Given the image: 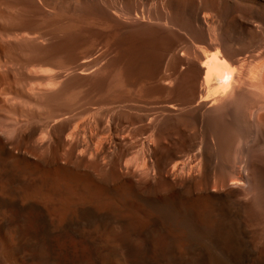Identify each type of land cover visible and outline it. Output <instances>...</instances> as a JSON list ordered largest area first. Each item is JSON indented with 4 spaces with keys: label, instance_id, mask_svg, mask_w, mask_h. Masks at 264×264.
Wrapping results in <instances>:
<instances>
[{
    "label": "bare ground",
    "instance_id": "obj_1",
    "mask_svg": "<svg viewBox=\"0 0 264 264\" xmlns=\"http://www.w3.org/2000/svg\"><path fill=\"white\" fill-rule=\"evenodd\" d=\"M0 264H264V0H0Z\"/></svg>",
    "mask_w": 264,
    "mask_h": 264
}]
</instances>
